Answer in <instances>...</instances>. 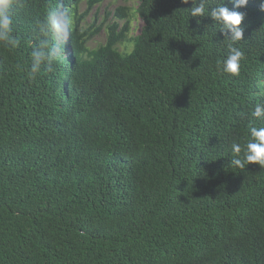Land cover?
I'll return each instance as SVG.
<instances>
[{
    "label": "trees",
    "instance_id": "1",
    "mask_svg": "<svg viewBox=\"0 0 264 264\" xmlns=\"http://www.w3.org/2000/svg\"><path fill=\"white\" fill-rule=\"evenodd\" d=\"M99 2L75 0L71 45L49 34L59 51L33 75L31 52L44 38L39 24L49 2L13 0L19 45L0 43V264H100L107 229L121 233L129 218L141 217L161 221L138 225L144 241L188 256V264H200L201 254L264 264V168L230 164L244 154L250 129L264 127L245 96L251 87L258 104L264 94V0L206 5L245 16L244 40L232 45L244 54L238 76L223 71L231 42L222 26L191 17V2L118 7L107 43L96 49L90 42L101 29L89 18ZM137 14L146 28L128 42L132 51L131 44L120 51L117 28ZM34 109L51 118L56 136L23 133L6 159L5 121ZM91 148L112 157L110 171L97 164L104 157L89 161ZM120 250L109 244L104 254L111 260Z\"/></svg>",
    "mask_w": 264,
    "mask_h": 264
},
{
    "label": "clouds",
    "instance_id": "2",
    "mask_svg": "<svg viewBox=\"0 0 264 264\" xmlns=\"http://www.w3.org/2000/svg\"><path fill=\"white\" fill-rule=\"evenodd\" d=\"M47 1L49 2V6L41 10V15L45 16V19L39 24L40 32L44 38L40 39L33 45V50L31 52V73L33 75L37 74L41 70V66L45 63H47L50 68L53 57L59 51L58 47L50 45V41L47 39L49 34L59 38L62 44L66 47L71 45L75 36V27L71 14V9L75 6V0ZM105 1L106 0H100L92 11L96 8H100ZM122 1L123 3L119 4L117 0H113L111 5H114L115 8L109 9L110 7H108L104 17H99L98 13L94 16L93 14L90 15L89 24L96 23L101 29V34L96 35L95 39L90 42V44H94L96 49L107 43V26L113 22L114 13L118 7L126 4L128 7H133V9L136 10L138 6L141 5V0H137V5L134 4L135 2L132 3V0L127 2H124V0ZM182 2L184 4L192 3L193 6L188 9L191 17L199 18L210 16L217 24L222 26L221 31L225 33L226 40L231 42L229 45L230 54L223 61V71L227 74L238 76L240 74L241 62L244 59V54L239 48L233 47L232 45L244 40V30L241 27L242 22L245 19L244 14L242 12L232 11L223 4L209 10L206 7L208 0H182ZM232 3L236 8H245L247 7L249 0H232ZM12 7L13 0H0V43L3 42L8 47L16 48L19 45V40L12 34ZM262 7H264V5H262ZM87 8L88 6L85 5L82 7L81 11H84ZM129 19V23L127 20L121 22L115 33L117 49L120 51H124L129 44H131L130 51H132L134 49V43L128 42H136L137 39L142 36L147 25L146 20L139 14L130 15ZM91 20L92 22H90ZM86 30L87 24L83 21L81 24V31L82 33H85ZM125 38L130 41H125ZM66 57H73L71 50L67 51ZM245 96H247L249 103L255 106L253 115L258 119H264V94H262L260 103L258 104H255V97H253V90L251 87L245 90ZM65 108L67 110H74V102H65ZM5 123L9 130V147L4 156L6 159H10L14 155L16 150L15 139L21 137L23 133L41 134L49 132L56 136L55 125L51 118L37 109L28 111L25 114L18 116L17 119H13L10 116ZM250 135L251 139L246 145L244 154L241 155V158L232 159L230 161L232 166L243 169L246 164H256L261 168H264V127H252L250 129ZM88 151L91 154L89 161L98 160L101 157H104L106 160L97 164L103 166L106 170H111L113 159L110 155H105L96 148L88 149ZM232 151L236 157H239V154L241 153L240 144L233 143ZM89 165H91V163L87 162V166ZM141 218L142 219L129 218L125 229L121 233H115L109 228L107 229V232L99 245L100 248L96 251L100 259V264H188V256L176 258L172 255L170 248L154 250V244H147L144 241L143 234L138 229V225H147L151 221L160 220ZM109 244L121 245L120 252H118L111 260H107L104 254V248ZM217 260H219V264H248V260L241 255L227 254L221 255L220 257L201 254L197 259V262L200 264H215Z\"/></svg>",
    "mask_w": 264,
    "mask_h": 264
},
{
    "label": "rangeland",
    "instance_id": "3",
    "mask_svg": "<svg viewBox=\"0 0 264 264\" xmlns=\"http://www.w3.org/2000/svg\"><path fill=\"white\" fill-rule=\"evenodd\" d=\"M112 1H113V0H106L105 3H104L103 5H101L100 8H98V9H97V8L94 9V10L92 11L93 16H94L96 13H98L99 17H104V16L106 15V11H107L108 7H110L109 9H114V8H115L114 5H111ZM117 2H118L119 4L123 3L122 0H117ZM131 2H132V3L135 2L134 4H136V5H137V3H138L137 0H132ZM132 5H133V4H132ZM90 22H92V20H91ZM137 34H138V33H137ZM137 34H136V35H137Z\"/></svg>",
    "mask_w": 264,
    "mask_h": 264
}]
</instances>
